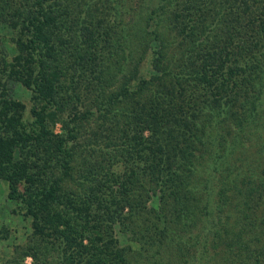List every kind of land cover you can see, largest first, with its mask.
<instances>
[{
	"label": "trees",
	"instance_id": "trees-1",
	"mask_svg": "<svg viewBox=\"0 0 264 264\" xmlns=\"http://www.w3.org/2000/svg\"><path fill=\"white\" fill-rule=\"evenodd\" d=\"M260 128L264 0H0V178L33 264H264Z\"/></svg>",
	"mask_w": 264,
	"mask_h": 264
},
{
	"label": "rangeland",
	"instance_id": "rangeland-1",
	"mask_svg": "<svg viewBox=\"0 0 264 264\" xmlns=\"http://www.w3.org/2000/svg\"><path fill=\"white\" fill-rule=\"evenodd\" d=\"M8 44L4 43L3 47L6 50V54H9L10 56L12 48ZM5 88L6 98L17 100L24 104V115L26 116L28 109L31 106V100L29 97L30 91L14 79H7L5 82ZM258 134L261 136L260 138H258ZM263 136L264 129L262 128H260V130L255 129L253 132L245 135L246 138H249L248 141H246L245 146L248 144L253 145L251 149H248V152L243 154L245 158L248 159V157H251L252 152L256 149V153L260 155V159L264 160L263 151L258 147ZM12 183L16 190L13 197H9L7 194L8 187L6 181L0 178V264H33L31 257L26 255L27 253H24V247L27 244V239L30 234L29 221L21 215V211L24 210V207L17 199V196L23 192L25 185L23 181L18 178H14ZM262 196L263 195H261L260 199L263 200L264 196ZM262 206L263 203L261 201L259 202V205L253 204L252 214L257 218L256 221L260 218L264 219ZM258 234L260 235V233ZM115 235L120 244L126 242L128 234L122 231L118 226L115 227ZM221 245L222 244H219L214 250L209 249L206 256L207 259H202L198 264L222 263V261H220V253L222 252ZM250 261V259H246L245 264H250ZM225 263H230V261Z\"/></svg>",
	"mask_w": 264,
	"mask_h": 264
}]
</instances>
